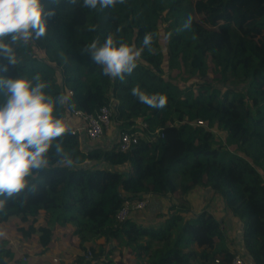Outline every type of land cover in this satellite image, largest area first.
<instances>
[{"label":"trees","instance_id":"trees-1","mask_svg":"<svg viewBox=\"0 0 264 264\" xmlns=\"http://www.w3.org/2000/svg\"><path fill=\"white\" fill-rule=\"evenodd\" d=\"M81 4L41 0L45 11L55 10L47 33L13 44L18 63L4 75L39 73L46 94L66 98L54 110L64 123L72 110L95 114L106 106L119 133L141 136L122 153L82 134L84 149L67 127L60 139L73 166L50 152L49 167L0 209V264H230L236 252L222 222L187 204L192 186L222 198L243 224L247 256L264 264V0H125L103 10ZM146 33L152 51L142 52L123 82L82 53L109 36L139 48ZM137 85L165 95L166 107L141 104L130 91ZM173 193L181 206L158 225L115 219L126 200ZM60 243L81 253L61 251Z\"/></svg>","mask_w":264,"mask_h":264},{"label":"clouds","instance_id":"clouds-1","mask_svg":"<svg viewBox=\"0 0 264 264\" xmlns=\"http://www.w3.org/2000/svg\"><path fill=\"white\" fill-rule=\"evenodd\" d=\"M59 3V0H54ZM76 3V0H71ZM125 0H82L81 6L101 10L114 8ZM55 15L54 9L45 11L41 0H0V209L7 200L18 196L29 187V177L49 167L52 154L57 163L72 167L74 161L62 146V138L68 131L64 121L54 115L57 103L65 97L53 98L46 94L49 87L39 73L31 78L4 75L14 68L18 59L13 44L39 40L47 33L46 19ZM186 22L184 27H189ZM95 31L96 26H89ZM153 35L146 33L141 47L129 45L107 37L102 45L93 40L85 45L93 63L100 66L102 74L111 79L131 75L145 49L152 51ZM131 94L144 105L163 109L167 98L160 93L146 94L140 87L131 88Z\"/></svg>","mask_w":264,"mask_h":264},{"label":"crops","instance_id":"crops-1","mask_svg":"<svg viewBox=\"0 0 264 264\" xmlns=\"http://www.w3.org/2000/svg\"><path fill=\"white\" fill-rule=\"evenodd\" d=\"M79 122H80V120L78 118L70 117L69 119H67L65 121V124L68 128H70V127L76 126L77 124H79ZM113 127H114V130L116 131L115 133H113V135H115V136L111 137L109 139H103V137H102L101 139L96 141L97 143L95 144V146H98L102 149H110L115 145V142H116V139L119 135V132L116 129L115 125H113ZM80 135H81L80 138L82 141L83 148L88 147L89 143L85 142L86 140L83 139L82 134H80ZM174 194L177 195V193H174ZM147 196H148V205H149L148 209H150L152 212L163 211L161 209V207L163 206L164 203L167 205V208H166V210L164 209L165 212L164 211L162 212L163 215H165L166 213H168L170 211L169 207H172L174 209L178 208V206L175 203H176V200H178L179 198L174 200V198H172V194L167 195V196L147 194ZM197 196L200 198L201 209L199 212L207 211V212L211 213L217 220L222 222L224 232L228 238L229 249L234 250L236 252V254H239L242 257L248 258L246 251L244 250L243 244H242L243 224L241 223V221L226 211V209L224 207L223 200L219 195L215 194L214 191H212L206 187H198V186L190 187V191L185 196V199L187 201L188 206L190 205V209L192 211L197 212L194 210V208H192V205H193L192 204V197H197ZM180 206H181V199H180ZM158 213L159 212H157V214ZM129 218L135 220L138 223L146 224V223L140 221V220H142V216H141L140 212L135 211V213L130 215ZM58 248L61 251L69 250V253L72 256L80 253L79 249H77L75 247H71L68 249L63 243H60ZM195 264H200L199 260L196 261Z\"/></svg>","mask_w":264,"mask_h":264},{"label":"built area","instance_id":"built-area-1","mask_svg":"<svg viewBox=\"0 0 264 264\" xmlns=\"http://www.w3.org/2000/svg\"><path fill=\"white\" fill-rule=\"evenodd\" d=\"M71 114L73 117L80 120L79 124L70 127L72 134H83L87 141L96 142L103 137L106 131L110 128V116L111 111L109 107H101L95 114H84L81 111L72 110ZM141 128H145L146 125L142 121L137 122ZM201 124V121H198ZM141 136L138 131L127 130L120 132L115 145L119 152H127L134 148L138 143L139 137ZM148 204L147 194L142 195L139 199L126 200L123 206L116 212L115 219L117 222H123L129 218L133 211L143 210ZM90 258V253L86 255V259ZM55 261V259L53 260ZM219 258L214 259V263H218ZM230 264H253L251 258L242 257L239 254L233 256Z\"/></svg>","mask_w":264,"mask_h":264},{"label":"rangeland","instance_id":"rangeland-1","mask_svg":"<svg viewBox=\"0 0 264 264\" xmlns=\"http://www.w3.org/2000/svg\"><path fill=\"white\" fill-rule=\"evenodd\" d=\"M191 82L193 81V80H190ZM116 131L114 130V127H113V124L112 123H110V129L105 133V135L103 136V139H109V138H111V137H114L115 135H113V133H115ZM86 142V141H85ZM88 143V142H87ZM94 143V145L97 143V142H93ZM85 148V147H84ZM172 198H174V200H176V199H178V200H176V205L178 206V207H180V199H181V196H180V194H178L177 193V195H175L174 193L172 194ZM171 204V203H170ZM192 208H194V210L195 211H197V212H199L200 211V209H201V206H200V198L197 196V197H192ZM173 206V205H172ZM189 207H190V205H189ZM149 208V205L147 204V206L143 209V210H140V211H137V212H140L141 213V216H142V220H140V221H142V222H144V223H146V224H144V225H149V224H151V225H158L164 218H163V211L165 212V210H166V208H167V205L164 203L163 204V206L161 207V209L163 210V211H157V212H159L158 214H157V212H152L150 209H148ZM172 207H169V209H171ZM165 209V210H164ZM133 213H135V211H133L132 213H131V215L133 214ZM157 215V216H156ZM9 224H10V221H9ZM8 224V225H9ZM7 225V226H8ZM27 227V226H26ZM5 228H3V227H0V231L2 232L3 230H4ZM10 232H13V231H10ZM39 249L37 248L36 250H35V252L36 251H38ZM80 253H81V251H80ZM79 253V254H80ZM117 253V251H114V254H116ZM198 261V260H197ZM196 263V261L193 263V264H195ZM114 264H116V263H114Z\"/></svg>","mask_w":264,"mask_h":264}]
</instances>
